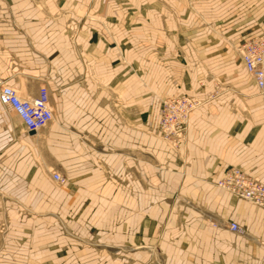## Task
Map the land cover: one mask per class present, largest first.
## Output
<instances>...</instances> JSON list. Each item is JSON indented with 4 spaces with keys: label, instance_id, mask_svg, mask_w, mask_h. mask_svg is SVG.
<instances>
[{
    "label": "crops",
    "instance_id": "0c3cea01",
    "mask_svg": "<svg viewBox=\"0 0 264 264\" xmlns=\"http://www.w3.org/2000/svg\"><path fill=\"white\" fill-rule=\"evenodd\" d=\"M260 34L264 0H0V82L51 111L27 130L0 105V264H264V206L215 184L264 182ZM174 95L204 100L177 144Z\"/></svg>",
    "mask_w": 264,
    "mask_h": 264
},
{
    "label": "built area",
    "instance_id": "2783aa9c",
    "mask_svg": "<svg viewBox=\"0 0 264 264\" xmlns=\"http://www.w3.org/2000/svg\"><path fill=\"white\" fill-rule=\"evenodd\" d=\"M240 57L246 73L252 78L261 92H264V35L246 39L241 44ZM204 100L188 95H174L162 100L158 118L159 130L171 137L174 144L184 139L190 113ZM0 104L13 112L27 130L45 126L51 119L48 90L45 85L34 96L21 98L16 90L0 82ZM54 180L63 183L64 176L53 173ZM218 187L231 194L246 199L256 206H264V182L248 174L238 166L227 168L216 183ZM231 231L242 233L243 229L235 221L228 222Z\"/></svg>",
    "mask_w": 264,
    "mask_h": 264
},
{
    "label": "rangeland",
    "instance_id": "374dc122",
    "mask_svg": "<svg viewBox=\"0 0 264 264\" xmlns=\"http://www.w3.org/2000/svg\"><path fill=\"white\" fill-rule=\"evenodd\" d=\"M7 84V83H6ZM9 85V84H8ZM14 88V87H13ZM15 89V88H14ZM2 106V105H1ZM3 107V106H2ZM4 108V107H3ZM50 108V107H49ZM158 129H159V127H158ZM54 173V172H53ZM52 173V174H53ZM57 173V172H56ZM62 175V174H61ZM63 176V175H62ZM53 178V177H52ZM64 178H65V176H64ZM56 181V180H55ZM65 181H66V178H65ZM58 182V181H57ZM60 183V182H59Z\"/></svg>",
    "mask_w": 264,
    "mask_h": 264
},
{
    "label": "bare ground",
    "instance_id": "6f19581e",
    "mask_svg": "<svg viewBox=\"0 0 264 264\" xmlns=\"http://www.w3.org/2000/svg\"><path fill=\"white\" fill-rule=\"evenodd\" d=\"M1 105V104H0ZM54 173H56V172H54Z\"/></svg>",
    "mask_w": 264,
    "mask_h": 264
}]
</instances>
